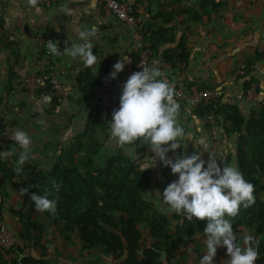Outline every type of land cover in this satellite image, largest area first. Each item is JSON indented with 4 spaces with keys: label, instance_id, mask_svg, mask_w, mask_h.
<instances>
[{
    "label": "trees",
    "instance_id": "1",
    "mask_svg": "<svg viewBox=\"0 0 264 264\" xmlns=\"http://www.w3.org/2000/svg\"><path fill=\"white\" fill-rule=\"evenodd\" d=\"M141 1L145 0H135L131 15H139L135 6ZM157 1L163 2L155 14V18L161 20V25H146L144 31L141 25V33L150 49L159 52L160 57L170 64L171 70L184 73L191 56L188 46L191 33L188 26H185L176 38L175 26L170 23L174 17L183 15L184 18L178 23L180 27L187 23L203 25L226 4L222 0ZM253 1L247 0L246 3L252 5ZM261 10L264 11V8ZM240 16L247 22L253 20L245 14ZM2 42L15 60L16 53L10 47L16 44L8 36ZM171 44H175L173 48L162 49ZM40 55L43 57V51ZM263 61L264 49L255 48L253 56L239 61L236 69L242 63L262 64ZM14 65L10 64L6 70L7 77L3 87L5 94L17 89L13 85ZM104 71L106 73L107 69ZM241 79V94L252 82L256 83L257 92L259 83L264 86V76L260 77V74L249 69ZM75 83L80 94L76 105L89 107V113L82 130L66 146L56 148L57 153H53L54 158L48 167H40L29 153V158L20 165L21 172L16 173L14 169L17 167V153L20 151L18 145L13 140L0 143V151L15 150V154L0 158V224L10 191L26 189L21 195V208L6 209L18 225L16 235L25 241L24 248L0 252V264H44L46 247H42L38 257L28 254L24 256L23 252L30 244L40 247L41 237L54 226L60 228L66 237L69 234L76 235L81 250L86 254L100 250L110 258L112 264H173L181 244L190 242L196 236L204 237L206 222L195 218L186 220L182 213L158 210L154 202L146 197L152 173L149 169L140 172L137 167L139 161L134 162V157L125 151L128 145L118 146L115 143L112 152L104 153L96 134L99 127L97 122L102 112L108 113L111 110L95 104V88L101 84L87 70L76 77ZM17 86L22 92L24 83ZM198 88L207 89L202 85H198ZM48 90L49 87H46L41 91ZM2 101L0 96V107ZM52 103L56 104L57 101L54 99ZM24 106L25 101L22 100L18 108L20 113ZM209 113L213 114L222 137L236 135L232 156L220 161L218 166L223 167L232 162L243 178L253 185V203L240 207L235 216L227 219L237 235L247 232L254 237L259 253L255 264H264V241L260 239H264V100L248 117H243L236 105L223 104L222 97L217 104L199 105L191 115L207 128L206 118ZM139 151L144 150L141 148ZM137 159L141 160L139 157ZM53 182L59 184L56 192L51 189ZM45 188L50 192L49 198L56 200L54 213L37 211L29 198V194L33 192L42 194ZM161 252L165 253L163 261L159 260ZM19 255H22L21 259Z\"/></svg>",
    "mask_w": 264,
    "mask_h": 264
},
{
    "label": "crops",
    "instance_id": "2",
    "mask_svg": "<svg viewBox=\"0 0 264 264\" xmlns=\"http://www.w3.org/2000/svg\"><path fill=\"white\" fill-rule=\"evenodd\" d=\"M223 2L226 6L203 25L187 23V25L180 27L178 23L184 16L174 17L170 25L175 26L176 38L185 26L189 28L191 35L188 46L191 56L188 69L184 73H177L170 69L167 74L171 84L182 90L189 89L191 85H202L207 89H216L222 97L223 104H225V100L232 101L233 105L239 108L240 114L243 117H248L252 111L255 112L260 107L264 100L262 98L264 86L259 83V91L257 92L256 89L255 99L245 100L240 92L243 75H238L233 70L239 61L252 57L257 40L261 37L260 32H264V19L262 20L264 13L259 20L247 22L245 18L240 16L246 11L244 6L240 8L236 0H223ZM253 3H257L260 7L261 5L264 6L262 0H254ZM62 5L70 11L62 13L60 11ZM160 5H163V2L157 0H145L136 4V12L143 21L144 29L149 24L161 25V20L155 18ZM261 11L258 12L260 13L258 15H261ZM18 15L22 16L21 19L24 17L26 19L24 20L27 23V29L24 34L20 33L21 28L17 23ZM242 25H249V28ZM84 28L95 29L91 52L97 55L96 65L84 66L82 61L72 59L63 52L58 55H50V57L44 54L40 40L42 36L56 41L58 50L63 51L65 47L70 46L71 42H75L76 31ZM245 29L250 32L245 34ZM7 36L16 44L10 47L16 53L15 60L9 50L4 48L2 41ZM234 39L237 40L234 41ZM174 45H165L162 49L173 48ZM248 46L251 49L247 51ZM41 51H43V57L40 55ZM134 53L135 39L131 31L123 23L105 13L100 0H51L47 5L34 4L26 0H0V96L3 98L0 107V138L1 135L6 134V130L21 129L26 131L32 141L30 144L32 159L40 167H48L54 158L53 153H57L56 148L66 146L71 138L82 130L89 113V107L83 104L76 105L77 99L80 98L75 83L76 77L87 70L101 84L95 88L97 94L102 91H110L111 93L112 90H115V93L112 92V101L117 108L116 99L120 95L124 81L131 74ZM121 56H126L128 62L124 64L114 79H110L108 74L112 71L111 66ZM12 63L15 64L13 85L14 89H17L5 94L3 87L7 77L6 70ZM50 65L57 72L58 82L68 91V97L59 99L50 97L47 91H41L42 89L38 86L29 88L24 85L23 91H20L21 88L17 86L18 84L29 80L33 74L44 72ZM261 66V70L256 72L260 74V77L264 76V61ZM106 69L105 73L104 70ZM54 99L57 101L56 104L52 103ZM22 100H26L27 103L20 113L18 108ZM176 102L179 105L177 122L184 129L186 137L180 140L181 146L174 151L176 155L181 151L185 155L193 151H200L202 160L207 162L208 159H215L217 164L226 157L232 156L235 134L228 137L221 136L220 146L212 151L204 124L191 115V112L198 105L187 100H176ZM29 104L30 106H28ZM112 111L102 112L97 122L99 127L96 134L104 153L112 152L115 146L107 124L111 119ZM12 118H15L17 122L14 123L9 120ZM11 123H14L13 128H10ZM1 141L4 140L0 139V143ZM129 148L132 149L131 152L128 151ZM141 148L144 150L143 152L139 151ZM6 151L9 153L8 156L15 154L13 149ZM125 151L135 159L139 157L141 160L145 158V155L149 157L154 155L147 144H139V141L128 145ZM149 170L152 173L151 185L146 197L154 202L158 210L165 211V206L155 195L158 196L169 182L174 181L173 178L170 179V169L161 166L157 160L155 166ZM7 208H21L19 190L10 191L5 209L2 210L1 221L7 229L17 234L18 225L6 210ZM204 238L196 236L190 242L181 244L176 251L173 264H197L200 255H203ZM39 245L40 247H35L30 244L23 255L38 257L42 252V247H46L47 249L44 251L46 256L43 258L44 264H112L110 258L103 255L100 250L86 254L85 251L81 250L76 235L69 234L66 237L61 233L60 228L55 226L41 237ZM226 259L225 250L220 247L216 251L212 264H224L223 261Z\"/></svg>",
    "mask_w": 264,
    "mask_h": 264
},
{
    "label": "clouds",
    "instance_id": "3",
    "mask_svg": "<svg viewBox=\"0 0 264 264\" xmlns=\"http://www.w3.org/2000/svg\"><path fill=\"white\" fill-rule=\"evenodd\" d=\"M34 2V0H33ZM62 13L70 10L62 5ZM94 28H84L76 31L75 42L58 50L56 41H46L47 51L51 55L61 52L72 59H78L84 66L97 64L96 56L91 52ZM128 62L126 56H121L111 66L108 77L114 79ZM97 67L95 69L96 73ZM160 72L155 67H140L132 72L124 81L118 99V107L111 112L107 122L110 137L118 146L147 144L154 154L145 155L139 161L140 172L153 168L157 160L161 166L170 169L176 179L169 182L158 196L165 211L182 213L186 220H204V250L197 264H212L218 248L223 247L227 259L224 264H255L258 259V245L254 237L244 233L237 238L231 222L227 217L236 215L240 207L253 203V185L245 180L234 164L218 166L215 159L207 162L200 158V151L185 155L182 151L175 158H168L167 153L177 149L180 140L185 139L182 126L177 122L179 105L173 98L172 85L163 79H158ZM11 139L18 145L16 173L21 172L20 165L29 158L31 138L26 131L16 129ZM132 151L131 148L128 149ZM9 155L6 150L0 151V158ZM53 192L59 190V184L52 183ZM26 189H20L23 195ZM47 188L42 194H29L33 207L39 212L54 213L56 200L49 198ZM199 235V234H198Z\"/></svg>",
    "mask_w": 264,
    "mask_h": 264
},
{
    "label": "built area",
    "instance_id": "4",
    "mask_svg": "<svg viewBox=\"0 0 264 264\" xmlns=\"http://www.w3.org/2000/svg\"><path fill=\"white\" fill-rule=\"evenodd\" d=\"M34 4H44L47 5L50 0H26ZM102 3V8L105 13L111 15L117 21L123 23L129 31H131L135 39V53L132 56V69L131 73L139 71L140 67H155L159 70L160 76L158 79H163L170 83V78L168 76V71L171 69L170 64L164 61L160 57L159 52H154L150 49L148 42L144 41L143 35L141 33L142 20L138 16L131 15V7L134 5L135 0H126L120 2L119 0H100ZM194 1V0H188ZM145 29L142 28V31ZM45 37V36H44ZM42 38V49L44 54L50 57L51 54L48 53L46 47V41H52L49 37ZM261 64L259 62H253L250 65L245 63L240 64L236 70V74L245 75L247 69L253 72H259L261 70ZM30 88L39 87L45 89L49 87L47 93L50 97L66 98L68 97V91L58 82L57 72L53 66H48L44 72L39 74H33L29 77ZM32 84V86H31ZM172 85V84H171ZM175 100H187L191 101L195 105L209 106L214 105L219 102L221 95L216 89H204L198 90L195 87H190L187 90L179 89L172 85ZM112 93L110 92H100L97 94L95 99V104L103 109H112L115 107V103L112 101ZM77 97H79L77 95ZM76 97V98H77ZM245 100H253L256 97V83L252 82L250 86L243 93ZM226 105H233L230 100H225ZM261 105V104H260ZM208 126L206 128L207 134L210 140V146L212 151L218 148L221 142V134L219 127L212 113L207 116ZM168 158H174L172 153H167ZM25 241L19 238L16 234L6 228L5 225L0 224V252L5 253L10 249H23ZM9 259L8 256H6Z\"/></svg>",
    "mask_w": 264,
    "mask_h": 264
},
{
    "label": "rangeland",
    "instance_id": "5",
    "mask_svg": "<svg viewBox=\"0 0 264 264\" xmlns=\"http://www.w3.org/2000/svg\"><path fill=\"white\" fill-rule=\"evenodd\" d=\"M237 1V5H240L239 7L241 8L242 6H244L245 7V9H246V11L245 12H243L241 9H240V11L241 12H243L244 14H246V15H248V17H250V18H252L253 20H259V18H261V16H262V13H264V11H261V15H258V14H260V13H258L260 10H261V8H264V6H262L261 5V7L260 6H258V4L257 3H253L252 5H247V3L245 2L246 0H236ZM243 1H244V3H243ZM260 1V0H259ZM222 2H223V0H222ZM223 3H225V2H223ZM243 4V5H242ZM254 5V6H253ZM251 7V8H250ZM255 14V15H254ZM257 14V15H256ZM21 17L22 16H20V15H18V18H17V23H18V26L21 28V30H20V33L21 34H24V33H26V29H27V23H26V19H25V17H24V19H21ZM140 17V16H139ZM141 18V17H140ZM264 18H262V20H263ZM142 23H143V21H142ZM221 23H223V22H221ZM229 23H231V22H229ZM246 24V23H245ZM223 25H225V24H223ZM243 26V25H242ZM249 25H244L243 27H247V28H249L248 27ZM250 31H248V30H244V33L245 34H248ZM260 35H261V37L257 40V43H256V48H263L264 47V32L262 33V32H260ZM44 36H42L41 37V39L40 40H42V38H43ZM237 39H234V41H236ZM248 49L250 50L251 48L248 46L247 48H246V50L248 51ZM251 52V51H250ZM253 56V55H252ZM244 60H246V59H244ZM235 69V71L237 70L236 68H234ZM24 85H26V87H29L30 88V84H29V80H26L25 82H24ZM31 86H32V84H31ZM189 87H196L198 90H200L199 88H198V85H196V86H189ZM106 92H108V91H106ZM110 92V91H109ZM112 92L113 93H115V90H112ZM111 92V93H112ZM118 99H119V96L117 97V99H116V104H118ZM25 101V103H27V101L26 100H24ZM31 104V103H30ZM30 104L28 105V106H30ZM116 106V105H115ZM115 107H113L112 109L110 108L109 110H113ZM10 117L12 116L11 114L9 115ZM13 119V120H12ZM12 119H9V120H11L12 122H14V123H16L17 121L15 120V118H12ZM14 123H11V125H10V128H13V124ZM15 130H6L5 131V135H1V138L0 139H2V140H7V139H11V135H12V133L14 132ZM222 136V135H221ZM222 138V137H221ZM220 145H218V147H219ZM218 149V148H217ZM175 150H173V151H171V152H169V153H172L173 155H174V158L176 157V153L174 152ZM178 155V154H177ZM169 173H170V179L171 178H173V180H175L176 179V176H174L173 174H171V172H170V170H169ZM153 198V197H152ZM154 199V198H153ZM245 232H243V233H241V234H239V235H237V238H238V240H239V237L240 236H242L243 234H244ZM247 233V232H246ZM262 241H264V239L263 238H260Z\"/></svg>",
    "mask_w": 264,
    "mask_h": 264
},
{
    "label": "water",
    "instance_id": "6",
    "mask_svg": "<svg viewBox=\"0 0 264 264\" xmlns=\"http://www.w3.org/2000/svg\"><path fill=\"white\" fill-rule=\"evenodd\" d=\"M22 257V255H19V259ZM165 259V253L164 252H161L160 253V257H159V260L160 261H163Z\"/></svg>",
    "mask_w": 264,
    "mask_h": 264
}]
</instances>
